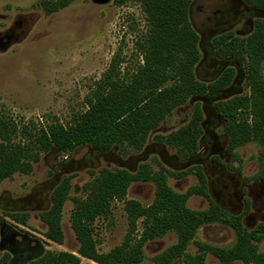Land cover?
Wrapping results in <instances>:
<instances>
[{
	"label": "rangeland",
	"instance_id": "1",
	"mask_svg": "<svg viewBox=\"0 0 264 264\" xmlns=\"http://www.w3.org/2000/svg\"><path fill=\"white\" fill-rule=\"evenodd\" d=\"M43 1L0 0V117L18 125L69 121L72 115L86 109L85 97L108 71L117 54L121 57L122 73L142 62L137 41L146 31L147 21L139 2L72 0L67 7L48 14ZM259 17H264V10L252 8L244 0H193L190 19L200 36L201 51L196 76L210 83L226 68L232 67L235 76L227 87L204 96H193L185 105L176 108L152 131L141 151L122 154L118 148L97 150L90 145L79 146L67 155L50 151L43 153L31 173L16 172L2 181L0 252L10 253L9 264H27L47 250L77 251L79 243L71 223L74 199L85 197L83 185L101 168H125L135 172L147 163L154 170L164 169L168 184L184 192L199 183L198 176L191 172L179 178L173 173L200 165L208 177L209 192L215 202L232 213L242 214L243 226L249 230L264 221V182L252 178L260 170L261 146L249 142L237 147L233 156L227 148L225 120L215 106L218 101L249 92L245 62L234 56L218 58L213 42L215 37L227 32L247 37ZM196 104L204 114L203 134L199 151L184 159L158 137L188 123ZM64 178L70 179L72 188L62 216L65 239L59 244L44 236L47 225L41 213L50 207L51 193ZM155 193L153 182H134L126 199L148 206ZM187 205L203 210L209 207L210 200L193 195ZM9 213H27V225L16 222ZM94 228L100 251L108 252L122 244L130 233L125 201H115L111 213L97 219ZM142 230L139 220L137 236ZM236 239V231L231 226L207 224L198 230L187 251L198 252V241L230 247ZM176 241L177 234L170 231L146 242L145 257L139 264H154V257ZM27 246L29 249H25ZM258 247L264 251V238L258 242ZM206 261L219 263L211 252L207 253ZM81 264L98 263L83 258ZM234 264L243 262L238 260Z\"/></svg>",
	"mask_w": 264,
	"mask_h": 264
},
{
	"label": "trees",
	"instance_id": "2",
	"mask_svg": "<svg viewBox=\"0 0 264 264\" xmlns=\"http://www.w3.org/2000/svg\"><path fill=\"white\" fill-rule=\"evenodd\" d=\"M139 2L145 13L147 29L137 41L142 62L124 73L120 70L121 57L117 54L107 72L85 97L86 109L72 115L65 123L18 125L0 117V183L16 172L29 174L43 153L56 151L67 155L79 146L90 145L97 150L116 149L122 154L141 151L152 131L157 129L173 111L185 105L193 96H204L227 87L235 76V69L226 68L213 82L199 80L195 68L200 60V36L190 19L193 0H116ZM249 6L264 10V0H244ZM72 0H44L48 14L65 8ZM218 58L234 56L245 62L249 92L231 99L218 101L215 106L225 120L228 150L249 142L260 148V170L252 177L264 182V17L255 21L254 30L247 37L227 32L214 38ZM203 110L199 104L191 119L158 138L189 159L199 151L203 134ZM237 157V156H236ZM241 172V169L238 168ZM191 172L199 183L179 192L168 184L164 169L154 170L144 163L132 172L125 168H101L83 185V198H75L71 216L72 228L79 243L76 252L47 250L27 264H81L86 258L98 264H139L144 260L146 242L160 238L170 231L177 241L154 257V264H208L207 253H213L218 264H264V251L258 242L264 238V221L251 230L243 226L242 214H235L215 202L210 195L208 177L202 166L174 172L184 177ZM153 182L156 193L153 202L144 206L139 201L126 199L134 182ZM72 183L64 178L51 193L50 207L41 213L47 225L44 236L63 244V209L69 199ZM193 195L210 200L208 208L192 209L187 205ZM125 201L130 233L122 244L108 252L98 248L94 237V223L108 216L115 201ZM249 209V208H248ZM247 209V211H248ZM16 222L27 225V213H9ZM143 230L137 236L138 221ZM231 226L237 234L230 247L212 246L198 241V252L187 251L198 230L207 224ZM2 239L0 235V248ZM11 255L0 252V264H9Z\"/></svg>",
	"mask_w": 264,
	"mask_h": 264
},
{
	"label": "flooded vegetation",
	"instance_id": "3",
	"mask_svg": "<svg viewBox=\"0 0 264 264\" xmlns=\"http://www.w3.org/2000/svg\"><path fill=\"white\" fill-rule=\"evenodd\" d=\"M251 7V6H250ZM253 8V7H252ZM257 9V8H256ZM31 248V247H30ZM25 249H29V246H27Z\"/></svg>",
	"mask_w": 264,
	"mask_h": 264
}]
</instances>
